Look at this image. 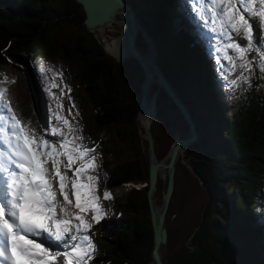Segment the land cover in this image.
Listing matches in <instances>:
<instances>
[{"label":"trees","instance_id":"1","mask_svg":"<svg viewBox=\"0 0 264 264\" xmlns=\"http://www.w3.org/2000/svg\"><path fill=\"white\" fill-rule=\"evenodd\" d=\"M126 1L147 40L158 47L156 62L186 105L198 132V139L184 147V154L188 173L201 181L207 201L200 217L185 224L182 246L162 255L164 263L264 264V115L260 121L255 118L259 95L251 87L253 92L236 102L235 114L226 117L212 92L214 81L205 61L209 49H204L191 16L175 9L180 0ZM249 18L256 29L254 37H259V18ZM83 20V8L75 0H63L60 5L54 0H0V64L21 70L22 63L27 66L31 58L38 69L46 62L42 56L66 63L61 80L71 91L65 89L63 111L80 130V142L95 148L98 156L116 142L129 150L127 158L113 160L92 173L98 181L100 175L103 179L98 189L101 198L105 188L110 192L115 186L127 188L121 201L109 206L114 213L109 214L107 204L102 203L108 218L88 233L98 249L96 259L102 264H153L146 198L149 167L145 169L143 163L149 146L137 119L145 74L136 59L117 61L108 55L82 26ZM63 27L75 31L70 44L58 37ZM136 44L140 50L138 40ZM152 85L149 95L156 99L158 115V99L164 90L157 85L152 89ZM100 131L104 138L97 135ZM150 133L157 159L152 128ZM156 195L157 190L154 199ZM165 227L168 231V222Z\"/></svg>","mask_w":264,"mask_h":264},{"label":"snow or ice","instance_id":"2","mask_svg":"<svg viewBox=\"0 0 264 264\" xmlns=\"http://www.w3.org/2000/svg\"><path fill=\"white\" fill-rule=\"evenodd\" d=\"M241 2L246 3L244 10L238 6ZM188 3L194 6L197 0ZM198 3V15L206 28L208 13L211 14L210 31L213 39L219 41L214 51L221 71L227 69L231 74L237 68L240 70L236 78L224 76L228 87L234 91L240 79L251 84V72L245 73L252 68L253 61L264 77V46L254 44V39L264 42V28L259 37H254L256 29L246 15L258 17L264 24V7L257 11L256 0H198ZM260 3L264 5V0ZM242 38L246 46H242ZM229 49L236 55H229ZM252 53L258 56L252 55L250 60ZM38 71L43 116L37 125L22 116L18 118L6 96L7 90L0 88V113L7 110L9 114L6 134L0 133L9 150L6 155L0 152V181L6 189L5 199L0 200V236L6 241V247H0V259L7 264H90L98 249L88 233L108 218L98 195V177L92 174L101 167L98 152L80 142L83 139L80 130L62 114L68 86L54 82L62 73L54 72L44 62ZM49 72L53 80L49 79ZM33 95L35 99L36 93ZM71 111L69 108L68 112ZM4 120L0 115V128ZM111 199L112 193L105 188L103 200Z\"/></svg>","mask_w":264,"mask_h":264},{"label":"rangeland","instance_id":"3","mask_svg":"<svg viewBox=\"0 0 264 264\" xmlns=\"http://www.w3.org/2000/svg\"><path fill=\"white\" fill-rule=\"evenodd\" d=\"M62 2L63 0H54V3L57 5H60V3ZM182 3H180V5L183 8L187 9V11H189V13L194 17L195 26L197 27V30L199 32L201 31L204 32L203 45L204 47L205 45L208 46L211 51V56H209V63L211 64L210 68L213 71L212 80L215 83L212 92L213 94H216L217 100L221 101L219 105L223 110L225 116L232 117L236 111L235 109L236 102H239V100L243 98L247 94V92L251 94L254 88L260 97L259 107H258L259 113L258 115H256L255 118H257L260 121V118L264 115V77H262L259 72L260 66L257 64L256 61H253L252 68L248 69L247 72L245 73L246 75L248 74V72H251L252 74L253 79L250 85L245 83L242 79L237 80L238 87L234 86L235 90L233 91L232 88L228 87V81H226V84L221 83V81L223 80L224 71H226V73H224V76L230 75L231 78H236V76L239 75L240 70L237 68L236 72L231 74L227 72V69L221 71V66L215 59L216 53L214 49L219 46V41L213 39L214 34L210 31V27H211L210 12L208 13L209 27L206 28L204 26V21L201 20L198 15V11L200 8L198 0L194 6L190 5L188 3V0H182ZM238 6L242 10H244L246 7V3L241 2ZM193 7H195L197 10L194 11ZM254 7L256 8L257 11H259L261 10L262 7H264V5L260 3V0H256V4L254 5ZM175 9L180 12L178 7ZM246 15L250 17V14H246ZM116 27L117 28L106 31V36L108 39L119 37L120 28L118 26ZM262 28H264V24L261 23V29ZM91 34L96 38V36L92 32ZM74 35H75V31L73 30V28L63 27L62 29H59L58 37L64 43L67 44L72 43ZM137 40L140 45L141 53L144 55H154V59L156 60L158 54L157 53L158 47H156L154 42L150 43L147 40L146 33H144L141 25H139L138 28ZM98 41L101 43L100 40ZM240 42L242 43V46H246L245 39L242 38ZM254 44H261L262 46H264V42H261L259 40L257 41L256 39H254ZM151 47L154 50H152ZM228 54L233 56L236 55L234 51L231 49L228 50ZM252 55L258 56V53L250 54L249 55L250 60L252 59ZM44 58L46 57L42 56L41 60L42 61L46 60V62L43 61L45 62L46 66L52 67L54 72L62 73L63 75V73L65 72L66 63L62 59L56 58L58 60L57 63H55L51 59L48 58L44 59ZM22 59H27V58L22 57ZM32 63L34 62L30 58L28 60L27 66L22 63L24 69L21 70L9 64H0V88L7 90L6 96L12 107V110H14L13 112L16 113L17 117L20 118L22 116L25 120H31L33 125H37L43 116V105L39 98V89H38L39 68L36 69L35 67L34 69V64L32 65ZM237 63L239 62L237 61ZM224 64L227 65V61H224ZM47 75L50 80H53L52 72L47 73ZM61 78L63 77L60 76L56 78L54 82L59 83L61 86H63L62 85L63 81L61 80ZM152 84H151L152 89H155L156 86L154 85L157 84L155 82H152ZM53 91L57 92L58 90L54 89ZM34 93H36L35 99L33 95ZM52 107L53 108L55 107L54 103L52 104ZM86 107L88 108V106ZM158 109H159V114L155 116V118L151 122V125H149V130L150 128H152L156 137L157 160L167 162L174 141L177 138H180V136H184L185 138L189 137V131L187 124L183 119L182 115L180 114L179 110L168 98L165 92H162V90L158 99ZM243 109L245 110V112L247 111L246 106H243ZM87 110L88 109H86L85 113L87 112ZM62 114L67 115V111L66 112L63 111ZM7 120L8 117H5V120L3 122V128H0V133L6 134V129L8 127ZM139 126L141 128L142 136L143 139H145V144H146L147 142L146 130L143 129L140 123ZM254 128L251 133L248 132V136H250L254 132ZM105 130H109V127H107ZM97 135L104 138L105 133L100 131L97 133ZM0 140L3 143V134H0ZM128 156H129L128 148L123 144L116 142L112 144L110 147H108V151H106L103 155L98 156V163L101 166L102 165L105 166L111 163L113 160L116 161L123 160ZM143 163L145 169H148L149 149L147 147L143 154ZM187 168H188L187 160L185 159V154H183L178 157L175 164L174 190L165 216V225L168 222L169 230L167 231V241L161 248V254L163 256L172 254L182 246L183 244L182 237L184 234H186L185 224L188 221L193 222L194 219L196 220L200 217L201 210L207 201V195L204 188L201 185V181L195 176L188 173L189 169ZM69 175H72L70 171H69ZM102 181L103 179L100 175L99 183H101ZM166 182H167V171L162 170L158 177V183H157L158 185L156 188L157 195L155 199L156 207L159 209L161 208L162 205ZM68 188L71 197L70 184L68 185ZM126 192H127L126 187L115 186L112 189L113 199L103 200V197L101 198L102 203L107 204L106 206L108 208L109 214L114 213L113 212L114 209L110 208L109 206L113 205V203H115L116 200L117 202H120L121 198L124 197ZM59 198L62 199V197ZM71 198L73 199L74 202L75 198L74 197ZM88 215L90 216V213ZM53 250L55 251L56 249ZM90 264H102V263L101 262L99 263V259H95L94 261H91Z\"/></svg>","mask_w":264,"mask_h":264},{"label":"water","instance_id":"4","mask_svg":"<svg viewBox=\"0 0 264 264\" xmlns=\"http://www.w3.org/2000/svg\"><path fill=\"white\" fill-rule=\"evenodd\" d=\"M81 4L84 12V20L82 26L87 30L97 26L105 25L107 23H119V15L125 17L123 26L126 32V45L128 54L117 61H122L126 57L136 59L142 67L145 80L147 82H155L160 88L164 90L168 98L174 103L179 110L183 119L185 120L189 137L177 138L171 147L169 158L167 162L158 161L156 159L153 139L148 127L146 128L147 141L149 146V186L146 194L150 221L153 234V246L151 251V258L153 264H165L161 254V248L167 241V229L165 227V216L174 190L175 182V164L180 155L181 148L195 142L198 139V132L186 105L181 101L175 93L172 85L163 75L159 68L154 55H144L137 47L136 41L138 36V22L135 18L132 6L126 0H75ZM152 50H154L151 47ZM105 50V49H104ZM113 57V56H112ZM114 58V57H113ZM147 92L143 89L142 97L138 113L142 104L145 101ZM138 117V114H137ZM162 170L167 171L166 189L163 197V205L157 210L154 192L157 188L158 177Z\"/></svg>","mask_w":264,"mask_h":264},{"label":"bare ground","instance_id":"5","mask_svg":"<svg viewBox=\"0 0 264 264\" xmlns=\"http://www.w3.org/2000/svg\"><path fill=\"white\" fill-rule=\"evenodd\" d=\"M117 18L120 19L119 23H114V22L107 23L105 25L91 28L89 31L92 32L96 36V38L101 41L108 55L113 56L114 58L120 59V58L125 57L128 54L127 45H126V32L123 26V22H125L126 20L123 15H119ZM116 26L120 28L119 37L108 39L106 36V31L117 28ZM151 83L152 82H147V81L143 82V89L146 90L147 94L145 96V101L142 104L140 111L138 113V117H137L140 125L145 130L147 127L149 129V125H151V122L156 116V99L155 97L153 96L150 97L149 95ZM8 115L9 114L7 113V110H5V113L3 116L8 117ZM0 147L2 148L0 149V152H3L4 150L8 151L7 146L4 145L1 141H0ZM183 154H184V147L181 148L179 156ZM157 210H159V208H157ZM45 246H47V244Z\"/></svg>","mask_w":264,"mask_h":264}]
</instances>
